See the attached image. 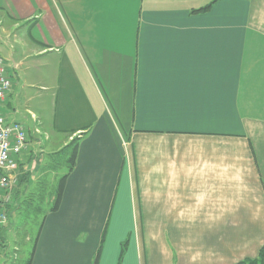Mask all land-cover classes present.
I'll list each match as a JSON object with an SVG mask.
<instances>
[{"label":"crops","instance_id":"obj_1","mask_svg":"<svg viewBox=\"0 0 264 264\" xmlns=\"http://www.w3.org/2000/svg\"><path fill=\"white\" fill-rule=\"evenodd\" d=\"M0 56L12 80L0 109L28 135L11 199L0 195V264L258 256L264 0H0ZM73 137L51 212L67 169L48 165ZM41 183V211L25 209Z\"/></svg>","mask_w":264,"mask_h":264},{"label":"built area","instance_id":"obj_2","mask_svg":"<svg viewBox=\"0 0 264 264\" xmlns=\"http://www.w3.org/2000/svg\"><path fill=\"white\" fill-rule=\"evenodd\" d=\"M12 87L7 75V62L0 56V104ZM28 148L27 129L21 122H7L0 109V195L4 192L6 201L11 199L16 185L18 163L16 157ZM8 215L0 210V227L6 223Z\"/></svg>","mask_w":264,"mask_h":264},{"label":"trees","instance_id":"obj_3","mask_svg":"<svg viewBox=\"0 0 264 264\" xmlns=\"http://www.w3.org/2000/svg\"><path fill=\"white\" fill-rule=\"evenodd\" d=\"M79 141H80L79 137H73V139L67 145H65L62 149H60L58 152L54 153L51 156L52 164L48 165L50 169L54 171H58L61 168L67 169L66 173L61 175L59 180H57L58 183L56 188H54V190L50 192V197L52 202L49 209L51 212L57 211L60 208L67 178L76 165L78 150H79ZM44 185L46 186V184ZM44 185H42L41 183V189L39 190V192L37 194H33L32 201H34V199L36 198L33 204L31 203V201L25 202V209L26 208L29 209L30 207H32L35 212L41 211L43 207V203L45 201L44 194H46L47 191V189H44L45 188ZM32 259H33V252L25 264H31ZM96 264H97V260H96ZM235 264H264V245L261 247L257 257L247 258Z\"/></svg>","mask_w":264,"mask_h":264},{"label":"rangeland","instance_id":"obj_4","mask_svg":"<svg viewBox=\"0 0 264 264\" xmlns=\"http://www.w3.org/2000/svg\"><path fill=\"white\" fill-rule=\"evenodd\" d=\"M59 178H60V176L52 177L51 186H50L52 191L54 190V188H56L57 183H58L57 180H59ZM25 225L28 226V229H26L27 232L29 233V231H31L32 235L34 236V232L37 230L38 222L34 223L32 218H29L28 222L25 223ZM21 247H23V245Z\"/></svg>","mask_w":264,"mask_h":264}]
</instances>
